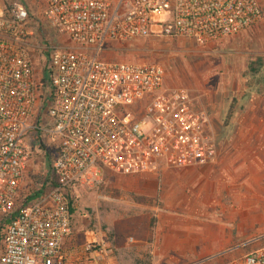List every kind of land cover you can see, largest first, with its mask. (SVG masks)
I'll return each mask as SVG.
<instances>
[{
	"label": "built area",
	"instance_id": "built-area-1",
	"mask_svg": "<svg viewBox=\"0 0 264 264\" xmlns=\"http://www.w3.org/2000/svg\"><path fill=\"white\" fill-rule=\"evenodd\" d=\"M0 2V264H118L109 240L78 239L67 189L97 187L109 173L205 164L216 146L207 110L188 89L166 85L164 66L111 62L103 52L150 35L222 41L262 22L261 0H43L45 21L73 45L45 43L48 87L35 69L28 5ZM38 136L56 146L57 185L27 202ZM223 264H264V246Z\"/></svg>",
	"mask_w": 264,
	"mask_h": 264
},
{
	"label": "rangeland",
	"instance_id": "rangeland-1",
	"mask_svg": "<svg viewBox=\"0 0 264 264\" xmlns=\"http://www.w3.org/2000/svg\"><path fill=\"white\" fill-rule=\"evenodd\" d=\"M23 1L37 29L34 63L42 80L45 43L73 45L45 21L43 0ZM102 58L164 66L166 85L188 89L207 110L216 153L205 164L139 176L109 173L97 187L68 188L78 239L109 240L118 264H223L264 246V19L208 45L161 35L114 42ZM43 141L45 150L34 153L28 171L25 199L50 191L47 177L56 181V146L46 136Z\"/></svg>",
	"mask_w": 264,
	"mask_h": 264
},
{
	"label": "trees",
	"instance_id": "trees-1",
	"mask_svg": "<svg viewBox=\"0 0 264 264\" xmlns=\"http://www.w3.org/2000/svg\"><path fill=\"white\" fill-rule=\"evenodd\" d=\"M50 79H51L50 70H47V72L45 73V75H44V77L42 79V83H43V85L45 87L50 86ZM233 113H234V111L231 110V113H230V115H229L228 118H232L233 117ZM35 144H39V146H40L39 148H41V149L42 148H45V145L42 143L40 136H38L36 138ZM53 178L52 177H47V182H51V183H49L51 186L57 185V178H56V176H55L56 181H54ZM45 192L46 191L44 189H41V190L35 192L33 195H31L30 197L27 198V202H31V201L37 199L38 197H40L41 195H43ZM71 206H72V214L74 215L75 209L73 207V203L72 202H71ZM0 239H1V235H0Z\"/></svg>",
	"mask_w": 264,
	"mask_h": 264
}]
</instances>
